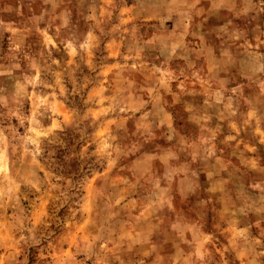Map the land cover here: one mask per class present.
<instances>
[{
    "label": "rangeland",
    "instance_id": "374dc122",
    "mask_svg": "<svg viewBox=\"0 0 264 264\" xmlns=\"http://www.w3.org/2000/svg\"><path fill=\"white\" fill-rule=\"evenodd\" d=\"M0 0V264H264V0Z\"/></svg>",
    "mask_w": 264,
    "mask_h": 264
},
{
    "label": "crops",
    "instance_id": "0c3cea01",
    "mask_svg": "<svg viewBox=\"0 0 264 264\" xmlns=\"http://www.w3.org/2000/svg\"><path fill=\"white\" fill-rule=\"evenodd\" d=\"M211 2L215 3V5H228V6H236V0H210Z\"/></svg>",
    "mask_w": 264,
    "mask_h": 264
}]
</instances>
